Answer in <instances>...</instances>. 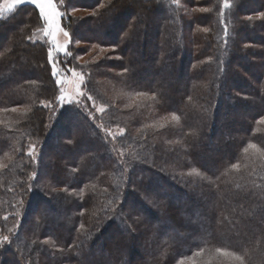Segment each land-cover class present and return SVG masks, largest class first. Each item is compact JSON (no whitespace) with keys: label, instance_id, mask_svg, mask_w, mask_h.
I'll list each match as a JSON object with an SVG mask.
<instances>
[{"label":"trees","instance_id":"obj_1","mask_svg":"<svg viewBox=\"0 0 264 264\" xmlns=\"http://www.w3.org/2000/svg\"><path fill=\"white\" fill-rule=\"evenodd\" d=\"M133 1L141 9L137 15L130 11ZM57 5L61 27L72 38L64 68L70 72L78 57L75 43L99 55L79 69L84 90L109 103L117 125L125 123L131 154L122 160L118 152L112 155L81 110L61 109L49 127L58 89L49 47L33 39L44 22L29 4L0 18V41L5 38L0 46V162L5 160L0 230L11 196L4 192H30L17 183L25 174L15 169L23 159L31 160L23 151L27 140L46 147L55 137L58 154L50 153L48 181L56 179L61 192L55 197L68 204L59 214L48 195L31 190L36 194L29 203L38 218L21 244L28 250L19 258L2 246L0 264H127L128 253L137 255V248L119 244L120 239L140 235L150 257L137 264H264V0H181L179 5L59 0ZM75 9L90 14L73 16ZM122 90L133 99L127 110L120 105L125 96L115 94ZM223 115L228 119L221 121ZM164 116L171 118L159 128ZM61 130L67 134L62 139ZM250 150L258 175L242 177L231 169L246 165ZM182 169L197 178L183 177ZM124 180L128 187L118 197L120 205L107 217L102 209ZM72 191H83L81 199L74 201ZM126 205L132 212L123 217ZM56 218L60 222L53 226ZM117 223L125 227L123 234ZM21 232L15 240H21ZM115 236L113 250L105 243ZM32 251H40L37 259Z\"/></svg>","mask_w":264,"mask_h":264},{"label":"rangeland","instance_id":"obj_2","mask_svg":"<svg viewBox=\"0 0 264 264\" xmlns=\"http://www.w3.org/2000/svg\"><path fill=\"white\" fill-rule=\"evenodd\" d=\"M57 1H59V0H53V3L56 6L57 11H59ZM171 1L177 3L178 5L181 3V0H171ZM133 2H134L133 5H131V3L129 4V6L131 5L130 8H132V10H130V11H132L133 13H135V15H137L138 12H141V9H139V7L135 1H133ZM12 3H13V0H0V18H5L6 16H9L11 13H13L14 10L9 9V5H11ZM23 5H25V4H23ZM29 5H32V4H29ZM19 6H21V5H19ZM32 6H34V5H32ZM133 8L135 11H133ZM164 10L167 14L168 13L170 14V12L167 8ZM70 14L73 16H81L82 17V16L89 15L90 12L75 9V10H70ZM170 16H172V14H170ZM60 25H61V19H60ZM44 28H45V24H44ZM44 28L40 32H38L33 39L34 40L39 39V40L46 42V44L49 47V51H52V55L55 57V67L60 72V77L63 78V81H64L63 84H61V85L56 84L57 89H58L57 97H59L61 94V88L64 90V94L66 96H74L75 92H76V83L73 80L72 72L82 74V72H80V70H79L81 68V66H83L88 61L96 60L99 57V55L96 54V52H94L93 49L89 52H84V50H85L84 45L81 43L73 44V48L75 50H78L77 51L78 57H76L74 59L75 62L72 64L73 66L71 65V67H70L71 71L69 70L70 72L67 73L66 68H64L65 64H68L67 63V61H68L67 56H65L63 52L53 51L52 38L45 35ZM186 39H188V38H186ZM4 40H5V38H4ZM4 40L0 41V46L3 42H5ZM56 40H57V43L59 45H61V46L64 45V37L62 36V34L58 33ZM69 49H70V44L67 46L68 51H69ZM49 63H50L51 72H52V64L50 61H49ZM54 79L56 82L57 77H54ZM81 91H83L85 93V96H89L86 93V91L84 90V86H81ZM119 93L121 95H124L125 98L127 99L126 103L120 104L121 108H123L124 110H127L131 104L130 100L133 101V99H130L131 94L128 92H125L124 90L119 91L118 93L115 92V94H117V95ZM140 97L141 96H135V98H140ZM76 99H79V101H80L79 104L61 103L56 98L54 105H53V108L49 106L51 110H54V116L52 117L53 119H51V117H49V119H48L49 127L51 125H54V122L59 118V111L61 109H64L66 107H70L76 111L81 110V112L89 118V121L99 130L100 134L104 137L103 141L106 145L109 146L108 148L110 149L112 155L116 154V152H118L119 153V159H121V160L124 159L127 155L130 156L131 152L128 149L130 147L129 141H127L126 137L123 136L124 132L121 133V129L125 130V126H123L125 123H123L122 126H119V125H117V123H115V117H111V113H110L111 111H109V108H110L109 103L106 100H103V98L101 99V97H100V99L99 98L96 99L93 97V99L91 101L87 100L84 97H76ZM106 102H107V104H106ZM111 107L115 108L114 106H111ZM100 109H103V111H100ZM229 113L230 112H228V114ZM230 115H232V114L230 113L229 116ZM167 118H168L167 116H164L161 118L163 124L162 123L158 124L159 128L164 126ZM170 118L171 117H169L168 119H170ZM231 118H232V116H231ZM227 119H228V115H223L221 118V121H225ZM234 130L236 133L237 130L236 129H234ZM58 134L60 135L61 139L65 136H67V134H63L62 130L60 132L58 131ZM55 142H56V139H55V137H53L50 141L51 144H49V145L47 144V146L44 147L42 142H37L35 140L32 141L31 139L27 140V143H26L27 149L23 150V151H25V155L27 154L26 156L31 157V160L23 159L24 164L19 165L17 168L15 167V169H18L21 172H24V174H25L24 178L22 180H19V182H17L20 184L22 183L23 187L21 185H19L18 188L19 189L24 188L30 192H8L7 190H10V189H7L6 192H4V193L11 194V196L9 199L10 202L7 200L4 208L2 209L3 211L1 214V218L4 220L5 224H4V226H2L3 228L0 230V240H2V238L4 236H8L9 240H8V242L0 244V247H2L4 245L10 246L14 250V252L18 255L19 258H21V256H23L25 254V251L28 250V249L22 248L23 246L21 247V244L23 245V243L26 241L25 238H27V236H30V231H29L28 225L30 223L35 222L34 219L38 218L37 217L38 215L37 216L35 215L36 214L35 212H37V208L34 209L35 207L30 206V203H29L30 197L32 196V194H34V192H31V190H39L41 192V194L45 193L46 195H48L47 198H49L50 203L55 207L56 211L59 214L64 213L65 212L64 210L67 208V205H68L67 201L59 200V199H56V197H55L56 192H61V191H59L61 189L58 188L59 186L55 182L56 179L54 181H50V180L48 181L49 176L52 172V169L50 166V153L51 154L55 153V155L58 154L57 149H55L52 146V144L55 146ZM33 148L35 149L34 152L32 151ZM20 152L21 151L19 150L18 153H20ZM30 152L32 153L31 156L29 155ZM252 153H255V152L252 150H250L248 152V157L245 158L246 163H244L246 165H243V166L242 165H236L234 167V169H231V170H234L235 172H241V174L236 173V174H240V176H242V174H245L246 176H249V177L252 175H258V173L255 172V168H253L254 166L252 165L251 158H252V156H254V154L250 155ZM227 156L228 155H226L225 157H227ZM261 161L264 163V159H262ZM3 163H5V160H4V162H0V167L3 166ZM124 166H126V164ZM252 168H253V172L249 173L248 170H251ZM124 169L127 170V167H124ZM262 169L264 172V167H262ZM183 170L184 169H182V171ZM34 172L36 173L35 177L33 176ZM187 172H188V169L184 170L183 177L191 178V179L197 178L196 177L197 173L193 172V173L189 174ZM42 177H44L45 179ZM127 182H128V180H126V181L124 180V181H122V183L121 182L118 183V191H117V196H116L117 198L115 197L113 199V201L115 200V202L113 203V201H110V203H107L105 208L102 209V211H107V213H106V215L108 214L107 217H110V215L113 213V211H115L116 206L120 205V201L118 199L121 200V198H118V197H122L123 193L127 189V187H128ZM112 184H113V182H111V186H112ZM20 186L22 188H20ZM10 187L11 186L9 185V188ZM111 189H112V187H111ZM16 190H18V189H16ZM84 190H86V189H83V191ZM83 191H72V192H70L69 196L71 198H73L74 201H78L79 199H81V197L83 195V193H82ZM130 191H132V192L134 191L135 193H137V191H135L132 188H130ZM108 192H110V188L108 189ZM35 194H36V192H35ZM65 194H67V192ZM149 206L155 212L157 211L153 206L152 207H151V205H149ZM126 208H128L127 213L124 214L123 217H126V215H128L132 212V211H130V210H132V207L130 205H126ZM42 210H46V208L44 207V208H42ZM52 216H53V214H52ZM107 219H109V218H107ZM54 220L55 221H54L53 226H55V224L60 222V220H58L57 218ZM32 227H33V225H32ZM116 227L120 230V232H121V230H125V227L119 223H117ZM53 228L56 230V227H53ZM21 230H22L21 236H20L21 240L20 241H19V239L15 240V238H19V231H21ZM131 232L133 233V235L136 236V233L134 232L133 229ZM118 239H119V236H115L114 238H112L110 240L107 239L105 246L111 247V248H113V250H115L116 244H117L115 242ZM120 240H119L120 241L119 244H123V245L125 244L126 246L133 244L137 248V255H132L131 253H128L127 264H137L138 262L144 263L145 261H147L149 259L150 250L149 249L147 250L144 247H142L141 235L137 236L136 239H134V240H128L126 238V236H123ZM47 242L48 241H45L44 244H47ZM49 247H51L50 241L48 242V248ZM29 251H30V249H29ZM32 253L35 254L34 251H32ZM38 253L40 254V251ZM39 254L33 255V258L37 259ZM131 256H132V259H131ZM21 264H28V263H27V261H23ZM174 264H193V263L191 261L185 260V261H179V262L174 263Z\"/></svg>","mask_w":264,"mask_h":264},{"label":"snow or ice","instance_id":"obj_3","mask_svg":"<svg viewBox=\"0 0 264 264\" xmlns=\"http://www.w3.org/2000/svg\"><path fill=\"white\" fill-rule=\"evenodd\" d=\"M23 4H32L34 5V9L38 10L39 16L43 19L45 28L44 32L45 35L52 38V44H53V51L56 52H63L65 56L71 57L72 52L67 50V46L71 43V35L69 32L64 31V29L60 25V19L62 14L57 11L56 6L53 3V0H13V3L9 5L10 10H15L17 6L23 5ZM103 6V5H101ZM202 11H207V9H202ZM260 18L264 19V13L260 14ZM251 19V17H249ZM207 31V29H205ZM62 34L64 37V45L61 46L57 43L56 37L57 34ZM127 35V33L125 34ZM48 59L52 64V75L54 77H57L56 84L61 85L63 84V78L60 77V72L55 67V57L52 55V51H49L48 53ZM71 71V70H70ZM127 71V69H126ZM73 80L76 83V92L74 96H66L64 94V90L61 88V94L59 97H57V100L61 103H67V104H79V99H76V97H84L87 100L91 101L93 97L91 96H85V93L81 91V86H87L84 76L80 73L72 72ZM143 95V93H141ZM48 105H44V107H47ZM100 111H103V109H100ZM173 120L178 119L176 116L172 117ZM261 123H264V118L261 119ZM124 130L121 129V133H123ZM252 148H256V145H250ZM32 151L34 152L35 149L33 148ZM247 151V149H246ZM29 155L31 156L32 153L30 152ZM33 176H36V173H33ZM83 227V225H81ZM9 237L4 236L2 240H0V244H3L5 242H8Z\"/></svg>","mask_w":264,"mask_h":264}]
</instances>
